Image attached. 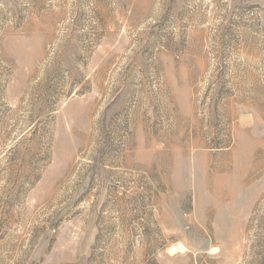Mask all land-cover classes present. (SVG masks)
Returning <instances> with one entry per match:
<instances>
[{"label":"rangeland","instance_id":"1","mask_svg":"<svg viewBox=\"0 0 264 264\" xmlns=\"http://www.w3.org/2000/svg\"><path fill=\"white\" fill-rule=\"evenodd\" d=\"M0 264H264V0H0Z\"/></svg>","mask_w":264,"mask_h":264},{"label":"bare ground","instance_id":"2","mask_svg":"<svg viewBox=\"0 0 264 264\" xmlns=\"http://www.w3.org/2000/svg\"><path fill=\"white\" fill-rule=\"evenodd\" d=\"M182 247V246H181Z\"/></svg>","mask_w":264,"mask_h":264}]
</instances>
